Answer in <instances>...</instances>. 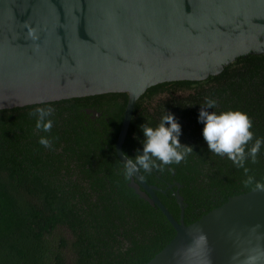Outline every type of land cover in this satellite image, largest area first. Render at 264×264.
Listing matches in <instances>:
<instances>
[{
    "label": "trees",
    "instance_id": "1",
    "mask_svg": "<svg viewBox=\"0 0 264 264\" xmlns=\"http://www.w3.org/2000/svg\"><path fill=\"white\" fill-rule=\"evenodd\" d=\"M205 98L215 101L206 111L247 114L254 135L246 151L255 138L264 139V54L238 57L203 81L148 88L135 103L122 144L135 162L142 154L141 126L174 117L178 140L192 153L163 172H139L176 220L178 191L186 225L264 182V145L256 163L245 162L254 181L247 186L243 169L209 151L197 121ZM126 101V93H106L0 110V264H146L174 237L161 211L128 186L116 156ZM46 106L53 109L52 128L36 132L29 113ZM40 136L51 138V147L39 145Z\"/></svg>",
    "mask_w": 264,
    "mask_h": 264
},
{
    "label": "water",
    "instance_id": "2",
    "mask_svg": "<svg viewBox=\"0 0 264 264\" xmlns=\"http://www.w3.org/2000/svg\"><path fill=\"white\" fill-rule=\"evenodd\" d=\"M248 54H264V0H0V110L126 93L115 141L126 166L122 144L148 88L203 81ZM128 186L175 230L146 264H264V190L231 196L186 225L178 191L176 220L139 171Z\"/></svg>",
    "mask_w": 264,
    "mask_h": 264
},
{
    "label": "clouds",
    "instance_id": "3",
    "mask_svg": "<svg viewBox=\"0 0 264 264\" xmlns=\"http://www.w3.org/2000/svg\"><path fill=\"white\" fill-rule=\"evenodd\" d=\"M27 37L33 41L38 39L33 28H27ZM213 108H215V101L205 98L198 113L197 121L203 124L201 129L203 140L211 153L226 157L235 167L243 169L246 175L245 186L253 184V177L247 175L249 169L245 167V162H257V154L264 145V139L255 138L246 151V146L250 141H253L254 135L250 131L252 122L247 114L232 110L220 113L206 111V109ZM52 112L53 109L46 106L37 107L29 113L35 117L36 132H50L52 120L49 117ZM141 129L144 136L142 154L135 157V162L131 159L128 160L123 172L126 179L131 177L134 171L140 169L149 174L153 168L163 172L166 166L179 164L192 153L190 146L180 144L178 140L180 125L171 114L162 115L160 122L155 127L142 125ZM38 143L44 148H49L52 140L46 136H40ZM254 186L258 190H264V182L256 181Z\"/></svg>",
    "mask_w": 264,
    "mask_h": 264
}]
</instances>
